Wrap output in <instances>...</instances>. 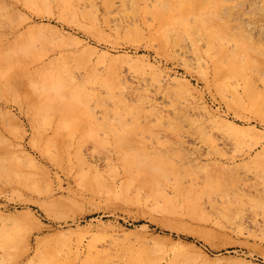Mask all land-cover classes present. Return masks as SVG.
<instances>
[{"label":"rangeland","instance_id":"1","mask_svg":"<svg viewBox=\"0 0 264 264\" xmlns=\"http://www.w3.org/2000/svg\"><path fill=\"white\" fill-rule=\"evenodd\" d=\"M0 264H264V0H0Z\"/></svg>","mask_w":264,"mask_h":264},{"label":"bare ground","instance_id":"2","mask_svg":"<svg viewBox=\"0 0 264 264\" xmlns=\"http://www.w3.org/2000/svg\"><path fill=\"white\" fill-rule=\"evenodd\" d=\"M68 4V3H67ZM182 6V5H181ZM234 67V66H233ZM96 78V77H95ZM60 81V80H59ZM66 83V85L69 83H67V82H65ZM121 83V82H120ZM59 84H60V82H59ZM119 84V83H118ZM122 84H124V83H121L120 85L122 86ZM63 82H62V89H61V84H60V86L59 85H55L53 88H52V93H53V91H55V94H56V97L57 96H61L62 98L64 97V98H66V96H64V88L66 87V85H64V87H63ZM83 85V84H82ZM120 85H118L117 87H119ZM45 86V85H44ZM68 86V85H67ZM125 86V85H124ZM43 87V86H42ZM41 87V88H42ZM46 87V86H45ZM44 87V89H47V87L45 88ZM116 87V88H117ZM43 89V90H44ZM48 89H49V87H48ZM47 89V90H48ZM50 90V89H49ZM63 91V92H62ZM81 92V91H80ZM43 94H44V92H43ZM75 94H76V92H75ZM74 93H73V95H75ZM80 93H79V91H78V95H79ZM94 94V93H93ZM69 95V94H68ZM78 95H75V101H77L76 100V98H77V96ZM52 97H53V94L51 95ZM63 98V99H64ZM74 99H73V96H72V98H68V101L69 100H71V102L72 101H74ZM78 99H79V97H78ZM81 99V98H80ZM75 101H74V103L72 102V104H75ZM80 101V100H79ZM82 102V101H81ZM87 102V101H86ZM51 104H52V102H51ZM78 104V105H77ZM87 104V103H86ZM77 105V106H76ZM76 105H75V108H73V109H76V108H80L81 106H83V105H81V103H76ZM80 105V106H79ZM73 107V106H72ZM85 107V106H84ZM84 107H82V108H84ZM88 107V106H87ZM70 108V107H69ZM82 108H81V113L83 112V110H82ZM129 108V107H128ZM127 108V109H128ZM45 110H48V107L46 106V108H44ZM71 109V108H70ZM88 110H89V108H88ZM85 112H87V109H86V107H85ZM89 112H90V110H89ZM121 112H123V110L121 111ZM84 114V113H83ZM85 114H87V113H85ZM122 114V113H121ZM88 115V114H87ZM90 116V115H89ZM81 117V116H80ZM117 117H119V116H117ZM84 118V117H83ZM120 119H122L123 120V118H122V115H121V117H119ZM87 119L88 118H85V121H87ZM69 120H71V119H69ZM76 121V120H75ZM105 122V121H104ZM138 123H139V121H137ZM68 123V122H67ZM114 123H116V122H114ZM118 123H120V122H117V125L116 126H118ZM76 124V123H75ZM122 123H120L119 125L120 126H124L125 125V127H126V124H122ZM68 125V124H67ZM129 125V124H128ZM124 127V128H125ZM139 128V127H138ZM122 129V128H121ZM112 131V130H111ZM118 132V131H117ZM125 133V132H124ZM86 136H87V134H86ZM122 136V135H121ZM124 136V135H123ZM133 136V135H132ZM136 136V135H135ZM134 136V137H135ZM124 138H125V136H124ZM88 139V138H87ZM119 140V139H118ZM117 141V140H116ZM116 145H122L121 143L119 144V142L118 143H115ZM121 147V146H120ZM125 147H129V145L127 146H125ZM122 148V147H121ZM129 149H131L133 152L135 151V150H137V149H135V150H133L134 148H130L129 147ZM129 149H127V150H129ZM132 151L130 152V150H129V152L131 153V156L133 155H135V153H136V151L134 152V153H132ZM129 152H127V154L129 155ZM141 154V153H140ZM149 154V153H148ZM125 155V154H124ZM136 155H138L137 153H136ZM127 157V156H126ZM125 158V157H124ZM123 158V159H124ZM139 159V161L137 162V166H136V164L134 163V162H132L136 167L135 168H139L140 169V171H143V173L145 174V175H147L148 176V178H147V180H149V182H151V183H153V182H155V180L157 179V177L158 176H162V174H165L167 171H169V169L168 168H162V166H161V163L162 162H164V161H162V162H160V163H154L153 162V160L151 161L150 160V158L148 157V156H146V155H143L141 158H140V156H137V157H135V159L134 160H137V159ZM125 160H127V159H125ZM126 164H127V161H126ZM164 164V163H163ZM128 165V164H127ZM160 165V166H159ZM167 165V164H166ZM165 166V165H164ZM168 167V166H167ZM172 168V167H171ZM136 170V169H135ZM178 173H180V172H178ZM176 175V174H175ZM163 177V176H162ZM164 178H166V177H164ZM179 179H181V177H179ZM133 180V179H132ZM144 180H146V179H144ZM146 180V181H147ZM157 182V181H156ZM159 182V181H158ZM157 182V184H159ZM143 186V185H142ZM157 189V188H156Z\"/></svg>","mask_w":264,"mask_h":264}]
</instances>
